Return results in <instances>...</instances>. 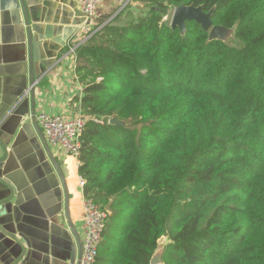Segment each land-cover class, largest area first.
Returning a JSON list of instances; mask_svg holds the SVG:
<instances>
[{"label":"trees","instance_id":"trees-1","mask_svg":"<svg viewBox=\"0 0 264 264\" xmlns=\"http://www.w3.org/2000/svg\"><path fill=\"white\" fill-rule=\"evenodd\" d=\"M133 1L145 17L79 48V174L112 213L95 264H150L165 239L163 264H264V0ZM200 4L236 44L162 21Z\"/></svg>","mask_w":264,"mask_h":264},{"label":"crops","instance_id":"crops-1","mask_svg":"<svg viewBox=\"0 0 264 264\" xmlns=\"http://www.w3.org/2000/svg\"><path fill=\"white\" fill-rule=\"evenodd\" d=\"M127 2L135 3H101L96 27L102 29L114 20ZM18 5L14 0H0V141L9 154L0 164V264H15L25 252L22 261L28 264H70L75 238L65 218L59 174L34 126L27 34ZM28 8L37 72L42 73L35 85L37 122L42 113L76 116L82 113L84 91L78 69L88 66V61L79 57L85 35L75 34L83 23L82 10L77 0H28ZM71 49L78 55L71 54ZM47 142L65 170L71 222L82 238L84 194L79 185V165Z\"/></svg>","mask_w":264,"mask_h":264},{"label":"built area","instance_id":"built-area-1","mask_svg":"<svg viewBox=\"0 0 264 264\" xmlns=\"http://www.w3.org/2000/svg\"><path fill=\"white\" fill-rule=\"evenodd\" d=\"M104 1L106 0H77L83 13V23L76 30L75 34L85 35L81 46L86 44L101 29L100 27H96L94 21L98 6ZM71 54L78 55L75 49H71ZM38 122L49 143L62 149L69 157L76 159L77 165L80 167L81 137L87 123V118L83 113H79L73 117L50 116L42 113L38 116ZM86 184L87 180L80 176L79 185L82 190ZM83 210V258L81 264H95L99 256L106 222L112 213L107 209H102L93 200L86 199L85 197L83 200Z\"/></svg>","mask_w":264,"mask_h":264},{"label":"water","instance_id":"water-1","mask_svg":"<svg viewBox=\"0 0 264 264\" xmlns=\"http://www.w3.org/2000/svg\"><path fill=\"white\" fill-rule=\"evenodd\" d=\"M19 4L18 6L21 7L23 15H24V24L27 34V47H28V61H29V67H30V83H31V100H32V113H33V121L34 126L41 138V141L46 149V152L51 160V163L53 167L56 169L57 173L59 174V178L61 180V183L64 188V214L65 218H67L71 233L73 234V237L75 238V244L72 248L71 257L72 260L70 264H81L82 258H83V244H82V238L77 232V230L74 228L71 217H70V195H69V189L67 186V176L65 173V170L62 169V166L60 163L55 159L53 156V153L51 151V148L47 142L46 137L44 136V133L42 132L36 117V110H35V85L38 81V79L41 77L42 73L37 72V63H38V57L36 53V42L34 41V35H33V27L32 22L30 19L29 14V8H28V0H14ZM213 10L210 12H205L204 7H197L194 5L190 6H180L175 9L173 21H172V28L174 30L180 29L181 33L184 35L187 30V22H196L197 24H200L205 32L209 33L210 40H221L224 41L229 29H226L222 26H214L213 20ZM42 67L45 72L47 70L46 65L43 63ZM110 124L116 125V126H126V123L118 120L117 118H113L110 120ZM0 147L3 150V157H0V164L4 163L8 157V149L7 147L1 143L0 141ZM1 167H0V177H1ZM1 180V179H0ZM168 243V240H161L159 243L158 248L154 252L150 264H163V254L165 245ZM26 252L22 255L20 259L15 264H28L27 261L23 262V258H25Z\"/></svg>","mask_w":264,"mask_h":264},{"label":"rangeland","instance_id":"rangeland-1","mask_svg":"<svg viewBox=\"0 0 264 264\" xmlns=\"http://www.w3.org/2000/svg\"><path fill=\"white\" fill-rule=\"evenodd\" d=\"M200 6L203 7L201 4ZM124 8L125 9L123 13H121V15L119 16V19H117L114 23L118 25H126L129 22H132L140 17H145L146 13L149 11L147 6H144L142 4L140 5L136 3H131V2H127ZM174 12L175 10H170L166 15H164V17L162 18V21L172 25ZM224 41L229 44L237 43L233 30H229Z\"/></svg>","mask_w":264,"mask_h":264}]
</instances>
